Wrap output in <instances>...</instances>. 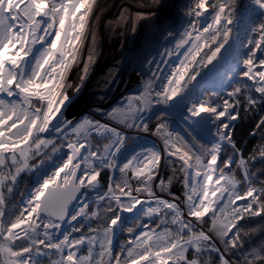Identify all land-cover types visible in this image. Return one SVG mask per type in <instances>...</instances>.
<instances>
[{"label":"snow or ice","instance_id":"6c2138e0","mask_svg":"<svg viewBox=\"0 0 264 264\" xmlns=\"http://www.w3.org/2000/svg\"><path fill=\"white\" fill-rule=\"evenodd\" d=\"M95 3L0 0V264H264V242L232 259L249 236L242 221L259 217L251 232L264 233V178L252 167L264 144L245 157L233 139L241 112L264 104V0H190L187 27L139 94L97 109L106 120L70 119L82 84L69 95L67 79ZM209 79L231 90L200 99ZM161 105L164 114L187 107L186 134L161 122L163 152L131 148L125 130L149 132L147 114ZM29 173L35 186L13 202ZM134 210L152 224L128 227L117 249L122 214Z\"/></svg>","mask_w":264,"mask_h":264},{"label":"rangeland","instance_id":"374dc122","mask_svg":"<svg viewBox=\"0 0 264 264\" xmlns=\"http://www.w3.org/2000/svg\"><path fill=\"white\" fill-rule=\"evenodd\" d=\"M189 3L190 0H96L89 18L83 55L73 66L67 79V83L72 85L67 88L69 95L82 84L79 93L73 96L67 116L70 119H78L86 114L106 120V117L96 111L97 109H102L106 113L124 104L127 97L139 94L156 64L162 58L168 59L164 55L165 51L175 48L180 34L187 27L189 17L186 16V12ZM243 27V25L240 27L241 37L244 35ZM93 35L96 37L94 62L90 65L86 78L81 81L79 77L83 74L82 69L87 62L89 50L93 47ZM176 63L177 59L173 56L169 67ZM227 86V81L218 86L202 84L197 95L200 99H207L200 97L204 87L223 91ZM188 116L187 107L180 112L174 110L164 114L163 106H156L152 113L147 114L149 132L125 130L130 141L135 140L131 148H137L142 144L143 147L158 148L163 152V141L156 134L158 124L166 122L169 131L185 135L190 122L186 120ZM206 139L211 140L212 136L208 135ZM172 190L182 197L179 183H173ZM134 213L137 212L134 210ZM68 227L66 224L64 229ZM119 231L117 230L116 235Z\"/></svg>","mask_w":264,"mask_h":264},{"label":"trees","instance_id":"16d2710c","mask_svg":"<svg viewBox=\"0 0 264 264\" xmlns=\"http://www.w3.org/2000/svg\"><path fill=\"white\" fill-rule=\"evenodd\" d=\"M204 92L200 95L201 98H208L212 96L214 93H219L221 96H224L227 91H230V87L227 86L226 90H218L211 87H204L202 89ZM258 96V94H254ZM264 117V104L257 103V105L252 108L251 111L247 113L241 112V118L233 122L234 133L233 139L235 140L237 146L243 151L245 157L251 155L254 150L258 149L262 144H264V140H262V136L264 133L256 131V124L259 122L260 118ZM256 132L255 135L252 133ZM142 144L137 146V148L141 147ZM133 147V146H132ZM123 160V158H122ZM253 170L257 172L261 178H264V161L257 160L253 164ZM102 182L106 181L107 173L102 174ZM37 177L31 173L24 175L22 181L20 182L14 197L13 202L20 200L21 193H27L31 191L36 184ZM106 186V184H105ZM147 207V205H145ZM123 220H124V231H119L116 235L114 246L115 248H119L121 244L126 243L129 238H132L130 234L127 232L128 227H133L136 231H140L141 229L138 227L140 222L152 224L151 220H148L146 217L140 216V221L136 220V217L139 215L137 212L136 214H125L123 213ZM260 218H252L248 221H242L241 223L244 225V231H249V236L244 237V245L243 248L238 249L235 255L232 256V259L240 260L242 262L243 256L249 250H251L254 246L259 245L260 243L264 242V233L260 232H251V229L254 227H258ZM95 226V225H93Z\"/></svg>","mask_w":264,"mask_h":264},{"label":"water","instance_id":"95a60500","mask_svg":"<svg viewBox=\"0 0 264 264\" xmlns=\"http://www.w3.org/2000/svg\"><path fill=\"white\" fill-rule=\"evenodd\" d=\"M216 79H209L207 82L203 83L204 85L211 86V84L215 81ZM180 112L181 110H176ZM134 213V212H133ZM66 224H64L63 228L65 227Z\"/></svg>","mask_w":264,"mask_h":264},{"label":"bare ground","instance_id":"6f19581e","mask_svg":"<svg viewBox=\"0 0 264 264\" xmlns=\"http://www.w3.org/2000/svg\"><path fill=\"white\" fill-rule=\"evenodd\" d=\"M211 85H214V86L221 85L220 80L219 79H216Z\"/></svg>","mask_w":264,"mask_h":264}]
</instances>
